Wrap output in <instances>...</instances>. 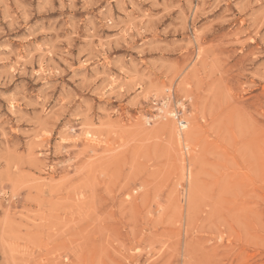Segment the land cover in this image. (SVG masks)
<instances>
[{
  "label": "rangeland",
  "instance_id": "374dc122",
  "mask_svg": "<svg viewBox=\"0 0 264 264\" xmlns=\"http://www.w3.org/2000/svg\"><path fill=\"white\" fill-rule=\"evenodd\" d=\"M0 264H264V0H0Z\"/></svg>",
  "mask_w": 264,
  "mask_h": 264
},
{
  "label": "bare ground",
  "instance_id": "6f19581e",
  "mask_svg": "<svg viewBox=\"0 0 264 264\" xmlns=\"http://www.w3.org/2000/svg\"><path fill=\"white\" fill-rule=\"evenodd\" d=\"M187 85H188L187 82L185 83V85L184 84L182 85V91L185 94H188V90L186 87ZM164 105H165L166 109H168V107H169L168 104L164 103ZM166 115L175 116L176 114L173 111H171V112L167 111ZM184 122H185L184 123L185 126H183V128L186 130V132L183 134L180 131L176 130L174 122L160 123L157 125L158 126L157 130H158V132H163V133L168 132L170 134V136L173 138L175 144H177L178 146H184V145L188 144V142L191 140L192 134L194 133V131H193L194 129H193V125H192L193 123L188 119H184ZM180 124H182V122Z\"/></svg>",
  "mask_w": 264,
  "mask_h": 264
},
{
  "label": "built area",
  "instance_id": "2783aa9c",
  "mask_svg": "<svg viewBox=\"0 0 264 264\" xmlns=\"http://www.w3.org/2000/svg\"><path fill=\"white\" fill-rule=\"evenodd\" d=\"M176 115L175 116H170L169 118L173 119L174 121L177 122V125H178V128L179 130L181 129V131H185V129L183 128L184 125V115H183V112L178 110V109H175V110H172ZM161 116H162V113H161ZM182 122V124H180ZM179 123V124H178Z\"/></svg>",
  "mask_w": 264,
  "mask_h": 264
}]
</instances>
